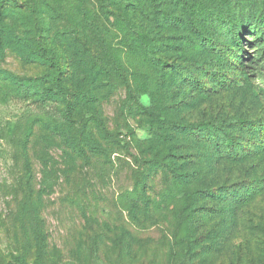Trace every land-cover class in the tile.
Returning a JSON list of instances; mask_svg holds the SVG:
<instances>
[{"label": "rangeland", "instance_id": "obj_1", "mask_svg": "<svg viewBox=\"0 0 264 264\" xmlns=\"http://www.w3.org/2000/svg\"><path fill=\"white\" fill-rule=\"evenodd\" d=\"M83 1L0 0V264L13 253L25 264L37 255L44 264H264V191L199 220L190 252L186 224L173 238L183 192L155 162L171 149L197 171L194 185L215 190L264 177V152L221 158L155 115L264 125V36L247 30L242 43L215 36L216 50L207 52L188 42L184 27L194 0ZM157 13L178 18L156 21ZM125 18L151 33L157 57L183 66L206 60L220 75L205 78L204 90L178 85L147 58ZM38 47L60 64L68 100L40 105L6 78L52 76L56 68ZM248 131L241 132L246 146ZM67 135L84 147L79 154Z\"/></svg>", "mask_w": 264, "mask_h": 264}, {"label": "trees", "instance_id": "obj_2", "mask_svg": "<svg viewBox=\"0 0 264 264\" xmlns=\"http://www.w3.org/2000/svg\"><path fill=\"white\" fill-rule=\"evenodd\" d=\"M109 2V0H104ZM244 7L234 6L229 7L227 0H194L190 18L184 24L190 36L188 42L197 46L200 50L211 52L216 50L215 36L225 37L231 43L243 40V32L251 30V32L259 33L260 37L264 36V0H242ZM79 3L84 4L83 0ZM231 9V10H230ZM160 18L163 20L173 19L177 21L178 16L170 13L159 17V13L155 15V20ZM127 27L138 37L140 47L150 61L157 60V65L162 70L169 72V75L175 76L170 80H178V85L190 86L196 90H202L200 86L207 77H218L219 71L213 68L212 64L206 60L194 61L189 66H183L184 63L170 64L167 60L157 57V50L160 45L156 43L155 38L141 24L130 18H125ZM240 43V44H241ZM239 44V45H240ZM163 45V44H162ZM229 46V45H225ZM41 56L48 60L55 68L56 72L52 76H42L37 78H24L7 74L9 80L13 81L20 95L30 97L32 100L43 105L47 101H58L61 99L68 100L67 88L63 83V71L60 64H57L50 57L48 51L42 47ZM220 52H223L222 49ZM116 69H120V64L114 60ZM199 72V73H198ZM178 78V79H177ZM204 90V89H203ZM70 103L63 113V118L66 120L72 119V112L69 110ZM150 108V107H149ZM148 108V109H149ZM151 110V108H150ZM156 113L158 121L165 125L169 131L175 130L185 136L198 142L211 145L217 150L221 158L232 159L235 161H243L252 158L255 154L264 152V125L255 123L250 119H229V118H214L201 122H187ZM249 130V131H248ZM248 131L253 134L251 144L246 146L243 142L241 132ZM166 139H169V133L160 132ZM239 134V135H238ZM73 151L79 154L84 147L73 136H64ZM251 151H255L251 154ZM171 149L168 156L156 160L159 169L169 174L174 182L173 187L176 190L183 192V209L179 211L176 218V229L173 238L179 236V229L185 224L188 229L187 233V249L190 252L194 251L197 244V237L189 234L194 228H198L203 217H215L219 214L226 213L232 207L233 211L236 208L246 205L250 202L257 193L264 191V177H255L248 184H242L231 189H214L205 185H194V181L198 178V173L195 170L187 171V164L179 160ZM26 169L28 177L31 176V165L29 154L26 153ZM203 198L209 201H204ZM214 201L211 205V201ZM192 217V219H190ZM189 234V235H188ZM10 264H25L26 258L22 254L13 253L11 255ZM32 264H44L41 255H37Z\"/></svg>", "mask_w": 264, "mask_h": 264}]
</instances>
